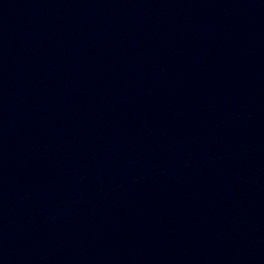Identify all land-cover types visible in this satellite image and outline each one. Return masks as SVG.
Returning <instances> with one entry per match:
<instances>
[{
	"label": "water",
	"instance_id": "water-1",
	"mask_svg": "<svg viewBox=\"0 0 264 264\" xmlns=\"http://www.w3.org/2000/svg\"><path fill=\"white\" fill-rule=\"evenodd\" d=\"M0 264H264V0H0Z\"/></svg>",
	"mask_w": 264,
	"mask_h": 264
}]
</instances>
